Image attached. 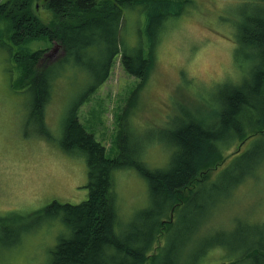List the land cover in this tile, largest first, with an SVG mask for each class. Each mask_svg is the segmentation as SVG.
Returning <instances> with one entry per match:
<instances>
[{"label": "rangeland", "instance_id": "obj_1", "mask_svg": "<svg viewBox=\"0 0 264 264\" xmlns=\"http://www.w3.org/2000/svg\"><path fill=\"white\" fill-rule=\"evenodd\" d=\"M112 2L122 7L117 21L120 27L114 32L121 40L120 51L133 54L142 48L150 52L151 72L141 84L124 70L121 55L116 56L107 80L80 101L77 118L110 158L117 154L122 126L129 124L134 132L128 138L144 147L148 167L163 169L173 149L170 131L182 106L206 115L218 105L220 92L226 87L249 80L256 54L242 46L238 24L259 16L264 1L190 0L178 17L162 19L150 30L149 13L143 5L130 7L119 0ZM102 3L99 0L97 7ZM32 5L34 14L49 24L54 14L47 6L41 0H34ZM12 33L9 22L0 20V239L3 244L14 245L3 249L0 264H50L51 250L67 231L56 219L43 217V210L53 201L79 204L88 193L85 159L78 152H64L60 145L64 119L98 78L70 62L57 65L51 98L38 118L14 58L42 49L47 51L43 63L53 65L62 60L64 52L60 45L44 39L14 42ZM90 57L98 60L96 49L92 48ZM251 142H233L224 154L233 155ZM230 161L228 158L210 172L211 180L202 186L191 205L196 231L191 245L181 250L182 263L216 242L220 246L198 256L197 264H264L240 258L251 245L264 243V158L237 186L233 180L215 176ZM114 176L123 230L147 207V184L133 169L114 171ZM217 184L223 190L212 187ZM184 217L178 212L171 214L172 221H184ZM182 227L180 224L176 230ZM167 228L156 241V251L158 244L165 243Z\"/></svg>", "mask_w": 264, "mask_h": 264}, {"label": "trees", "instance_id": "obj_2", "mask_svg": "<svg viewBox=\"0 0 264 264\" xmlns=\"http://www.w3.org/2000/svg\"><path fill=\"white\" fill-rule=\"evenodd\" d=\"M98 1L41 0L54 14L49 24H44L32 11L34 0L0 3V20L9 22L12 41L26 43L44 39L60 45L64 52L62 60L53 65L43 63L47 60V51L42 49L14 58L22 76L20 81L24 82L33 99V110L38 118L42 117L51 98L57 65L70 62L98 78L91 89L75 101L64 119L60 145L64 152H78L85 159L88 193L79 204L53 201L43 210V217L56 219L67 231V236L60 238L51 250L50 264H197L198 256L220 246L211 242L202 254L181 262V250L187 244L191 245L196 231L195 215L190 208L202 186L211 180L210 172L231 158V163L215 176L225 181L233 180L237 186L263 162L258 163L264 158V9L259 10V16L238 24L242 46L255 50L256 54L249 80L226 87L220 92L218 105L211 107L206 115H197L182 106L170 131L173 149L169 163L166 168L152 169L144 161V147L136 146V142L128 138L133 131L129 124L122 126L117 154L110 158L77 118L80 101L107 80L116 56L121 55L124 70L137 77L141 84L145 83L152 68L150 52L145 53L142 48L133 54L124 49L120 51L121 40L114 32L120 27L117 21L121 19L122 7L112 0H103L104 3L97 7ZM119 1L130 7L143 5L149 13L148 30L162 19L178 17L190 3V0ZM92 48L97 50L98 60H91ZM248 139L252 142L247 148L238 149L233 155L224 154L233 142L243 143ZM124 169H133L146 181L148 205L122 230L124 225L119 222L114 171ZM212 187L223 190L219 184ZM177 212L185 216L184 221L171 220V214ZM180 224L182 229L176 230ZM165 226L168 227L165 243L158 244L156 251V241ZM17 240L19 238L14 244ZM13 246L12 243H1L0 239V255L3 249ZM244 257L264 263V243L262 246L251 245L242 252L240 258Z\"/></svg>", "mask_w": 264, "mask_h": 264}, {"label": "bare ground", "instance_id": "obj_3", "mask_svg": "<svg viewBox=\"0 0 264 264\" xmlns=\"http://www.w3.org/2000/svg\"><path fill=\"white\" fill-rule=\"evenodd\" d=\"M260 151V150H259ZM242 165V164H241ZM239 175V174H238ZM228 184V183H227ZM223 187V186H222ZM197 224V223H196ZM206 244V243H205ZM200 250V249H199ZM51 253V252H50ZM55 254V253H54ZM65 255V254H64Z\"/></svg>", "mask_w": 264, "mask_h": 264}]
</instances>
